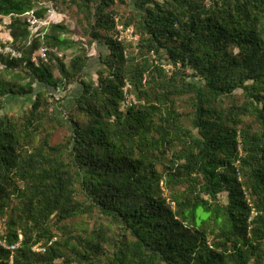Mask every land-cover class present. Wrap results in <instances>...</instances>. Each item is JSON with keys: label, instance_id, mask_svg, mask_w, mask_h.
I'll list each match as a JSON object with an SVG mask.
<instances>
[{"label": "trees", "instance_id": "trees-1", "mask_svg": "<svg viewBox=\"0 0 264 264\" xmlns=\"http://www.w3.org/2000/svg\"><path fill=\"white\" fill-rule=\"evenodd\" d=\"M51 10L75 28L32 34ZM8 17L0 242L20 247L0 264H264V0H0ZM10 96L34 100L3 115Z\"/></svg>", "mask_w": 264, "mask_h": 264}, {"label": "rangeland", "instance_id": "rangeland-1", "mask_svg": "<svg viewBox=\"0 0 264 264\" xmlns=\"http://www.w3.org/2000/svg\"><path fill=\"white\" fill-rule=\"evenodd\" d=\"M133 1V0H131ZM57 13L53 10L50 11V13L47 15L46 19L43 21L45 24L43 25H39L38 29L40 30L41 28H45L48 27L51 23H55V22H61L64 21L66 24H68L70 27H72L73 29L75 28V23L74 21L69 18L67 15H60L57 14L56 18L54 17ZM11 23V19L5 18L4 19V23L2 26H0V36H3L4 38H8L9 37V29H8V25ZM36 29H34L33 31H35ZM76 39L78 38L77 36L75 37ZM107 50L106 48H94L91 52L92 55V60L90 61V64L87 68V71L89 72V74L91 75V77L93 79H96V73L98 68L101 66V60H100V54L102 55H106L107 54ZM70 56H71V52H69ZM70 59H68L67 61H69ZM171 67H168V69H170ZM56 76H58V73L55 74ZM36 87H39L38 85ZM81 88L78 85H75L73 87H71L69 89V91L64 92V91H60L57 92L56 95V99H60V101H62V99H64L61 104L65 105L67 107H70L71 105V98L77 96L80 92ZM34 98L33 97H27V98H20V97H15V96H10L7 101H6V108L5 110L2 112L3 115L5 114H20L22 112H24L26 110V108H28L32 103H33ZM61 138V134H58V136L56 137L55 141H59ZM225 198V197H224ZM4 222V221H3Z\"/></svg>", "mask_w": 264, "mask_h": 264}, {"label": "built area", "instance_id": "built-area-1", "mask_svg": "<svg viewBox=\"0 0 264 264\" xmlns=\"http://www.w3.org/2000/svg\"><path fill=\"white\" fill-rule=\"evenodd\" d=\"M217 1H221V0H217ZM25 17L31 25L32 34L37 33V31L39 30L38 29L39 25L45 24L42 20L36 19L33 12L27 13ZM34 29L36 30L33 31ZM119 29L121 31V39L126 38L129 41L134 42V43H137L139 41V37L135 35L133 28H130L126 31H124L122 27H119ZM7 42H8L7 38L0 36V54H2L3 56L9 57L10 59L22 58V53L14 49L11 45L7 44ZM50 52L51 50L48 47L42 46L41 49L33 56V59H32L33 62L39 63L40 61H48ZM130 87L131 86L129 84H127V86L125 87V94H126L128 103L134 101V97L132 95H129ZM0 243L2 244V246L12 251L20 247V243L10 246V247H8L4 242H0ZM41 250L43 249L41 248L38 249V251H41Z\"/></svg>", "mask_w": 264, "mask_h": 264}, {"label": "crops", "instance_id": "crops-1", "mask_svg": "<svg viewBox=\"0 0 264 264\" xmlns=\"http://www.w3.org/2000/svg\"><path fill=\"white\" fill-rule=\"evenodd\" d=\"M57 14L54 16L56 18ZM10 37H8L7 39H9Z\"/></svg>", "mask_w": 264, "mask_h": 264}]
</instances>
